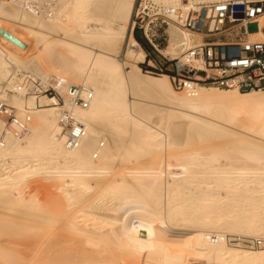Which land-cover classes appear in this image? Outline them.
I'll use <instances>...</instances> for the list:
<instances>
[{
  "label": "bare ground",
  "instance_id": "6f19581e",
  "mask_svg": "<svg viewBox=\"0 0 264 264\" xmlns=\"http://www.w3.org/2000/svg\"><path fill=\"white\" fill-rule=\"evenodd\" d=\"M160 1L173 6L177 0ZM133 4L134 0H57L52 15L44 17L0 1V29L19 42L16 44L0 33V95L19 110L27 105L32 119L21 140L6 134L4 144H0V207L36 210L37 206V211L45 208L41 202L44 200L33 195L22 198L19 189L27 178L44 173L46 179L56 177L54 189L64 193L70 203L88 199V208H80L81 214H73L67 224L81 233L89 249L84 245L86 252L83 249L84 254L78 253L74 258L72 255L71 261L63 254L69 264L82 259L77 264H133L131 259L136 261L132 255H136L135 260L137 256L156 260L163 257L172 264H264V248L244 246L241 239L264 237V90L241 92L202 86L195 96L179 94L167 74L151 75L141 70L137 62L144 60L145 53L132 35L120 59ZM57 29L76 34L78 39L64 36L54 40ZM170 31L172 37L164 52L176 56L181 39L175 29ZM33 46L35 52H31ZM12 69L25 70L42 84L51 75L62 77L65 85L59 93L64 105L46 95H40L38 101L24 96L10 80ZM3 81L8 82L9 92H1ZM71 84L89 86L94 96L88 108L76 109L86 126L85 138L78 147L67 149L56 134L59 112L68 105L66 87ZM3 127L0 120V130ZM221 137L233 141L229 149L236 148L227 150L221 144L218 147L211 143L204 151H178L193 141ZM101 142L103 145L98 148ZM145 157L151 158L148 168H131L132 171L127 170L129 174L122 171L120 177L107 178L116 161L135 162ZM105 194L112 197L113 201H108L112 207L107 210L109 206L104 204L99 211H95L96 207L93 210ZM98 220L107 222V229H96ZM211 233L238 236L234 240L240 243L229 247L225 241L211 242ZM100 242L111 244V250L113 247L117 251V246L124 247V251L127 248L132 258L128 262L120 248L121 256L113 251L112 255L104 254L105 250L97 247ZM90 246L98 249L91 251ZM45 249V257L41 258L47 264L61 259L53 253L50 254L55 258L49 257ZM41 254L43 251L37 256ZM81 255L83 258L78 259ZM75 258L77 261L72 263ZM38 264H42L41 260Z\"/></svg>",
  "mask_w": 264,
  "mask_h": 264
},
{
  "label": "built area",
  "instance_id": "2783aa9c",
  "mask_svg": "<svg viewBox=\"0 0 264 264\" xmlns=\"http://www.w3.org/2000/svg\"><path fill=\"white\" fill-rule=\"evenodd\" d=\"M16 4L36 15L50 17L57 0H0ZM264 15V0H177L169 5L160 0H134L131 13V31L138 27L153 50L164 60L149 59L152 68L168 75L172 87L187 96H195L202 86L234 89L241 92L264 90V37L250 32L248 24L258 22ZM170 29L180 35L178 54H163L159 47H167L172 36ZM259 35V36H258ZM10 80L23 91V95L37 98L40 95L56 98L59 105L64 99L59 93L65 85L62 77L51 75L46 84L24 71L12 69ZM3 81L1 92H9ZM15 90V89H14ZM15 90V91H16ZM93 90L84 84L66 87L67 106L58 115L56 136L67 149L78 147L87 134L86 126L76 109H86L93 100ZM0 144L6 134L21 140L29 130L31 110L26 105L19 110L5 96L0 95ZM103 143L98 144L101 148ZM98 152L93 153V158ZM211 242L230 243L235 237L208 235ZM253 247L264 248V237L251 240Z\"/></svg>",
  "mask_w": 264,
  "mask_h": 264
},
{
  "label": "rangeland",
  "instance_id": "374dc122",
  "mask_svg": "<svg viewBox=\"0 0 264 264\" xmlns=\"http://www.w3.org/2000/svg\"><path fill=\"white\" fill-rule=\"evenodd\" d=\"M130 20H131V17H130ZM11 26V25H10ZM13 26V25H12ZM11 26V27H12ZM14 27V29L16 30V31H18V30H20V29H18L17 27H15V26H13ZM12 27V28H13ZM134 29V28H133ZM247 29H248V31H253L254 29H256V26H253V25H248L247 26ZM22 30H20V31H18V32H21ZM59 32V33H58ZM61 32V33H60ZM55 34H56V36L54 37L55 39L54 40H57V38H60V37H67V38H70V39H75V40H77L78 39V36L76 35V34H67V33H63L62 32V30H58L57 29V31H55L54 32ZM58 33V34H57ZM21 34L22 35H26V33L25 32H21ZM130 35H132L133 36V30L131 31V23L128 25V28H127V31H126V36H125V40H124V42L122 43V45H121V50H120V52H119V58L120 59H123V57H124V54H125V51H126V49L128 48V44H129V36ZM143 35V34H142ZM57 36H59V37H57ZM172 37V36H171ZM171 37H170V40H171ZM133 38H134V36H133ZM135 39V38H134ZM133 48H137L136 46H134ZM166 48V47H165ZM165 48H163V44H161V47H159V50H160V52L161 53H163V54H166L164 51V49ZM32 50H31V52H35L36 51V49L34 48V46L31 48ZM33 49H34V51H33ZM151 55H150V57H149V59H151V58H153V59H155L156 61H162V60H164L163 59V57H162V55L160 54V53H158V52H156V51H154L153 50V48H151ZM27 56H28V54H27ZM170 56V55H169ZM26 57V56H25ZM170 57H174V56H170ZM147 58H146V55H145V57H144V60L143 61H141V62H137V64L140 66V68H141V70L142 71H144V72H148L149 74H151V75H157V74H164V73H162L161 71H159V70H157V69H154V68H152V66L149 64V62L146 60ZM141 65H143V66H145V67H148L149 66V70H144L145 68L144 67H141ZM42 67H44L45 68V66L43 65ZM43 68V69H44ZM18 70H20V69H18ZM44 70H46V69H44ZM21 71H23V70H21ZM25 71V70H24ZM178 92V91H177ZM263 91H261V93H262ZM179 94H183V92H178ZM40 97V96H39ZM38 97V98H39ZM50 97V96H49ZM150 99V98H149ZM151 102H152V100H151ZM31 121H32V119H31ZM30 121V122H31ZM222 138V139H221ZM221 138H216V139H212V140H208V141H205V142H195L194 143V141H193V143H190L188 146H183V147H181V148H179L178 149V151H181V152H183V151H192V150H195L196 148H197V150L199 149V151H204V150H206V149H208V147H210V145H211V143H214V145H217L218 147H219V144H221L222 145V148H224V147H227L226 149L227 150H234L235 148H236V146H233V147H230L231 149H229L228 148V145H230V143H233V141H230L229 139V137H221ZM231 140H234L233 138H231ZM219 143H218V142ZM222 141V142H221ZM217 144H216V143ZM209 143V144H208ZM226 143H227V146H223V144L224 145H226ZM229 143V144H228ZM206 144H208V145H206ZM195 145H197V146H195ZM213 145V144H212ZM211 145V146H212ZM234 145H236V144H234ZM203 146V147H202ZM207 146V147H206ZM230 146H232V145H230ZM205 147V149H203ZM202 148V149H201ZM201 149V150H200ZM137 155V154H136ZM151 159V158H150ZM150 159H148L147 157H145V158H139V159H137V160H135V162L134 161H128V160H130V159H123V160H118L119 161V163H118V161H116L117 162V166H116V162L114 163V165H112V168L114 167V170L112 171V169H111V172H110V176L108 175V177L107 178H115V177H120V175H122V174H120V173H122V171H123V174L126 172H128L127 174H129V169H136V171H138V169L140 168V170H143L144 168L146 169V168H148L149 166H150V162H148V161H151ZM121 161V162H120ZM137 161V162H136ZM139 161V162H138ZM127 162H129L128 164H126ZM125 163V164H124ZM120 165V166H119ZM115 166H116V168H115ZM2 167V166H1ZM122 167V168H121ZM141 167H142V169H141ZM144 167V168H143ZM138 168V169H137ZM168 168H170V165L168 166ZM171 168H172V165H171ZM173 168H174V166H173ZM132 169H131V171H132ZM133 169V171H135ZM127 170H129V171H127ZM139 170V171H140ZM120 174V175H119ZM126 174V175H127ZM126 175H124V176H126ZM51 177H49V179L47 178L46 179V177H45V175H44V173H38V174H36V175H33V176H31V177H29V178H27L24 182H22V184L20 185V187H19V189L21 190V193H23L22 194V198H25V199H28L31 195H33L34 197H37V200L39 199V201L40 200H44V201H41L42 203L44 202L45 204H43L44 205V207L45 208H40V209H42V211L43 212H39V211H41L39 208H38V210L39 211H37V206H36V210H35V208H31V209H29V207H17V209H16V206H15V208H12V207H9V206H7V208L6 207H0V233L2 234H0L1 236H0V249H2V248H4L6 251H5V255L6 254H8L5 258H4V254H3V251H4V249H2V250H0V264H8L7 262H9L10 261V263L9 264H34V262H35V264H38L39 263V261L41 260V263L42 264H45L46 262H48V261H45L44 262V259L43 258H41L42 257V255H44L43 257H45V251H44V249L45 248H47V249H45L46 251H47V254L49 253V257L51 256V254L53 255V256H55L56 254V256L57 257H59V258H61L60 260H55L52 256V258L54 259L53 260V262H54V264H69L68 263V261H69V259L67 258V257H69L70 258V261H71V259L72 258H74L75 257V255L77 256L78 255V253H80V254H84V251L86 252V248L84 247V245H86L87 247L89 246V245H87L85 242H83L84 240H82V235H80L81 233L80 232H78V231H76V229L75 230H71L72 228H69L70 226H68V224H67V219L69 218V217H72L73 216V214L75 215V214H81V209L80 208H82V210L84 211L85 209H86V203L88 202V199H86V198H84V199H82V200H78L80 203H81V205H80V203L78 202V203H74V201H71V202H73V203H70L69 201H70V199H69V201H68V199L66 198V196L64 195V193L63 194H61V193H59L60 191H58V190H56V189H54V188H56V185L54 186L53 184H57V180L54 178V179H50ZM46 179V180H45ZM92 183V185H94L95 186V184H94V181H92L91 182ZM95 183H96V181H95ZM46 195V196H45ZM64 195V196H63ZM106 195V196H105ZM104 195V197H103V195H101V199H99L100 201H96L97 202V205H96V203L94 204V205H96V206H94V208H92L93 210H95V207H96V209L97 210H95V211H99L100 210V206L102 205V206H104V204L105 205H107V206H109L108 208H106L107 210L108 209H110L111 207H112V203L110 204L109 202H112L113 200H112V197H110V195H108V194H105ZM43 196H45V198L43 197ZM105 198V199H104ZM107 198V199H106ZM97 199H98V197H97ZM110 199V200H109ZM87 200V201H86ZM39 201H38V203H39ZM67 201H68V203H67ZM85 201V203H83ZM109 201V202H108ZM41 202H40V204H41ZM104 202V203H103ZM105 202H107V203H105ZM100 203H102V204H100ZM108 203H109V205H108ZM69 204L70 205H75V206H69ZM78 204H79V207H78ZM39 205V204H38ZM43 205L41 204V205H39L40 207L42 206L43 207ZM111 205V206H110ZM67 206V207H66ZM99 208H98V207ZM9 207V208H8ZM14 207V206H13ZM26 209L25 210V212H23L24 211V209ZM64 208H65V210H64ZM88 208V207H87ZM90 208V207H89ZM6 209V210H5ZM18 209H20V211H21V209H23L21 212L18 210ZM44 209V210H43ZM91 209V208H90ZM79 210V211H78ZM28 211H33V212H28ZM63 211V212H62ZM72 211H73V213H72ZM109 211H111V210H109ZM14 212V213H13ZM78 212V213H77ZM80 212V213H79ZM28 213H30V214H28ZM24 214V215H23ZM41 214H43V215H41ZM32 215H33V217H32ZM68 215V216H67ZM43 216H46V217H43ZM76 216V215H75ZM26 217V218H25ZM29 217V218H28ZM43 219H42V218ZM67 217V218H66ZM80 218V217H79ZM88 222H90V221H87V223ZM98 222V224H96L94 227H96V229H97V227H99L98 228V230L99 231H103L104 229H107V227L109 226L108 225V223L107 222H104V221H97ZM17 223V224H16ZM11 224H13V225H11ZM65 224V225H64ZM106 224V225H105ZM4 227H3V226ZM27 226H33V227H36V229H34V230H28L26 227ZM41 226V227H40ZM82 226V225H81ZM80 226V227H81ZM104 227V228H103ZM186 227V226H185ZM26 228V229H25ZM177 228V227H176ZM178 228H180V227H178ZM18 229V230H17ZM102 229V230H101ZM5 230V231H4ZM28 230V231H27ZM97 230V231H98ZM9 231V232H8ZM21 231V232H20ZM41 231V232H40ZM172 231V230H171ZM173 231L174 232H180V231H184L183 229L182 230H178V229H173ZM26 232V233H25ZM79 233V234H77V233ZM6 233V234H5ZM143 233H144V231H141L139 234H140V236H143ZM7 234H8V236H7ZM10 234V235H9ZM15 234V235H14ZM36 234V235H35ZM22 235V236H21ZM78 235H80L81 236V238H80V236H79V241L77 240L78 239ZM230 237H238V236H235V235H230V234H228ZM41 236V240H40V237ZM76 236V237H75ZM8 237H10V238H8ZM14 237V239H12ZM1 238H2V240H1ZM16 238V239H15ZM57 238L59 239V240H57ZM61 238V239H60ZM67 238V239H66ZM74 238H75V240H74ZM252 238L253 237H247V236H241V239L243 240V242H242V244L244 245V246H247V247H249V246H252V244H251V240H252ZM55 239V240H54ZM62 239H63V241H62ZM66 239V240H65ZM71 239H73V241H71ZM82 240V242H81V240ZM47 240V241H46ZM67 240H69V241H67ZM34 241V242H33ZM35 241H37V242H35ZM44 241V242H43ZM53 241H54V243H53ZM56 241V242H55ZM62 241V244L60 243ZM66 241V242H65ZM75 241V242H74ZM42 242V243H41ZM59 242V243H58ZM74 242V243H73ZM78 242V243H77ZM80 242L83 244V247L81 246V245H79L80 244ZM27 245H26V244ZM40 243H41V245H40ZM57 243V244H56ZM103 244H101V242L99 243V245L97 246L98 248L100 247L101 249L103 248V250H105V251H103L104 252V254L105 253H107V255H108V253H110L111 254V252L113 251V253H115L114 255H118V256H121L123 253L121 252V251H124V250H122V249H125L124 247L123 248H121V247H119V246H117V245H115V246H117L116 248H117V251H116V249L115 248H113L112 247V249L113 250H111V244H109V243H107V245H106V243L104 244V242H102ZM237 243H240V241L239 240H234V241H231L230 243H226V245L227 246H229V247H235L236 246V244ZM24 244V245H23ZM45 244H46V246H45ZM54 244V245H53ZM12 245H14V246H12ZM38 245H40V248H39V246ZM50 245V246H49ZM57 245V246H56ZM114 245V244H113ZM33 246V247H32ZM34 246H36L37 248H34ZM50 248H49V247ZM75 246V247H74ZM77 246H80V248H82L81 249V251H79V249L77 248ZM106 246H108V247H106ZM114 246V247H115ZM26 248V249H24V248ZM42 247H44V249L42 248ZM97 247H95L96 249H98ZM110 247V248H109ZM34 248V249H33ZM76 248H77V250H76ZM90 248H92L91 246H90ZM94 248V247H93ZM91 249V251H94V250H96L95 248L94 249ZM99 248V250H101ZM109 248V249H108ZM118 248H120L121 249V251H118ZM255 248H258V247H255ZM8 249H12V251H10L9 252V250ZM30 249V250H29ZM40 249V250H39ZM66 249V250H65ZM74 249V250H73ZM83 249H85L84 251H83ZM88 249H89V247H88ZM119 249V250H120ZM7 250H8V252H7ZM28 250V251H27ZM54 250V251H53ZM58 252H57V251ZM62 250V251H61ZM126 250H128L129 252H130V250L129 249H127L126 248ZM125 250V251H126ZM249 250H251V249H249ZM13 251H15V253L13 252ZM39 251H43V254H41L40 255V257L39 256H37L38 254H40V253H38ZM50 251V252H49ZM53 251V252H52ZM102 251V250H101ZM124 251V255L126 254L127 256H128V258H127V256H125L126 257V260L128 261V259H129V261H130V256L132 255L131 253H129V252H125ZM12 252H13V254H12ZM17 252V253H16ZM24 252V253H23ZM34 252H35V254H34ZM65 252V253H64ZM76 252V253H75ZM88 252V251H87ZM90 252V251H89ZM10 253V254H9ZM29 255H28V254ZM51 253V254H50ZM60 253V254H59ZM69 253V254H68ZM70 253H71V255H70ZM118 253V254H117ZM1 254H3L4 256H2ZM17 254V255H16ZM61 256H59V255ZM62 254V255H61ZM65 254H67L66 256L67 257H63ZM101 254H103L102 252H101ZM130 254V255H129ZM68 255H70V256H68ZM73 255V257L71 258V256ZM87 255H88V253H87ZM112 255V254H111ZM21 256H23L22 258H21ZM30 256V257H29ZM34 256V257H33ZM48 256V255H47ZM89 256V255H88ZM87 256V257H88ZM133 256V259H134V261H136L137 262V259L139 258L138 256H137V259L135 260V256L134 255H132ZM132 256H131V258H132ZM1 257H3L4 259H2ZM17 257V258H16ZM19 257H20V260H17V259H19ZM27 259H26V258ZM32 257V258H31ZM37 257H39V258H41L40 260H38L37 259ZM63 257V258H62ZM85 257H86V254H85ZM30 258H31V260H30ZM82 259L83 257H82V255L78 258V259ZM23 259V260H22ZM36 259H37V261L38 262H36ZM43 259V260H42ZM45 259H47V257L45 258ZM68 259V260H67ZM140 259V264H172L171 262H169V260H167L166 258H163V257H157V260L156 259H154V258H152V257H149V258H147V257H144V259H143V257L142 258H139ZM164 259V260H163ZM27 260V261H26ZM48 260V259H47ZM77 261V259L75 258V259H73L72 261V263H74L75 261ZM83 260V259H82ZM82 260L81 261H78L79 263L80 262H82ZM161 262H160V261ZM4 261H6V262H4ZM19 261V262H18ZM20 261H22V262H20ZM51 261V259L49 260V262ZM128 261V262H129ZM131 261H132V263L133 264H137L136 262L134 263L133 262V260L131 259ZM163 261V262H162ZM165 261V262H164ZM13 262V263H12ZM18 262V263H17ZM44 262V263H43ZM78 262H76V263H74V264H77ZM127 262V263H128ZM139 262V261H138ZM173 262V261H172ZM47 264V263H46ZM128 264H131L130 262L128 263Z\"/></svg>",
  "mask_w": 264,
  "mask_h": 264
},
{
  "label": "trees",
  "instance_id": "16d2710c",
  "mask_svg": "<svg viewBox=\"0 0 264 264\" xmlns=\"http://www.w3.org/2000/svg\"><path fill=\"white\" fill-rule=\"evenodd\" d=\"M133 36L136 39V41L138 42V44L141 46V48L147 53L146 54V60L149 62V57L151 55V48L152 46L150 45L149 41L144 37V35H142V32L140 31V29L138 27H134L133 29ZM141 67H144L145 71L149 70V66L145 67L143 65H141ZM162 73L170 75L172 74V71L170 69L167 68H163L162 69Z\"/></svg>",
  "mask_w": 264,
  "mask_h": 264
},
{
  "label": "crops",
  "instance_id": "0c3cea01",
  "mask_svg": "<svg viewBox=\"0 0 264 264\" xmlns=\"http://www.w3.org/2000/svg\"><path fill=\"white\" fill-rule=\"evenodd\" d=\"M248 25L256 26V29H254L251 32H254V33L259 32L264 37V15H262V17L259 19V21L257 23L256 22H252V23H250ZM144 53H145V55L147 54L145 51H144Z\"/></svg>",
  "mask_w": 264,
  "mask_h": 264
},
{
  "label": "water",
  "instance_id": "95a60500",
  "mask_svg": "<svg viewBox=\"0 0 264 264\" xmlns=\"http://www.w3.org/2000/svg\"><path fill=\"white\" fill-rule=\"evenodd\" d=\"M0 33L4 36V37H6L8 40H10V41H12V42H14V43H16V44H19V42H17L8 32H6V31H3V30H1L0 29Z\"/></svg>",
  "mask_w": 264,
  "mask_h": 264
}]
</instances>
